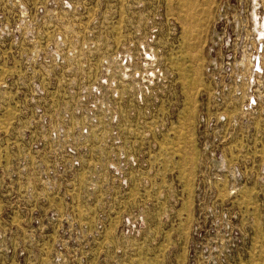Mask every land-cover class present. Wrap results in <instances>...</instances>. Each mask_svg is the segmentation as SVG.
Wrapping results in <instances>:
<instances>
[{
	"label": "rangeland",
	"instance_id": "1",
	"mask_svg": "<svg viewBox=\"0 0 264 264\" xmlns=\"http://www.w3.org/2000/svg\"><path fill=\"white\" fill-rule=\"evenodd\" d=\"M0 264H264V0H0Z\"/></svg>",
	"mask_w": 264,
	"mask_h": 264
}]
</instances>
